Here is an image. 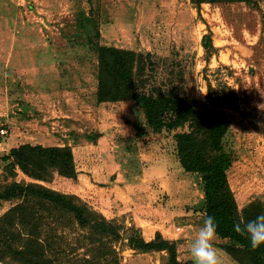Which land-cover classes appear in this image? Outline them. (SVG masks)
<instances>
[{
    "label": "rangeland",
    "instance_id": "rangeland-1",
    "mask_svg": "<svg viewBox=\"0 0 264 264\" xmlns=\"http://www.w3.org/2000/svg\"><path fill=\"white\" fill-rule=\"evenodd\" d=\"M256 1L0 0V181L34 180L19 166L6 176L12 148L70 145L76 175L36 181L123 224L111 264H165V251L129 246L135 230L146 240L176 234L179 259H192L185 234L202 224L206 195L201 174L178 155L177 134L189 123L153 126L135 99L99 100L98 45L150 53L145 91L175 84L200 114L226 120L222 149L242 208L264 200V0ZM16 200L1 199L0 216ZM87 242L77 227L60 228V262L89 264ZM234 260L223 262L241 264Z\"/></svg>",
    "mask_w": 264,
    "mask_h": 264
},
{
    "label": "trees",
    "instance_id": "trees-1",
    "mask_svg": "<svg viewBox=\"0 0 264 264\" xmlns=\"http://www.w3.org/2000/svg\"><path fill=\"white\" fill-rule=\"evenodd\" d=\"M240 2L256 5V0H192L202 2ZM205 46L212 43L210 34L204 35ZM150 53L138 52L115 45H98V99L118 101L135 99L143 103L153 126L176 128L189 123L190 130L177 134V150L181 164L187 171L199 172L206 195V215L215 217L218 235L230 238L222 248L241 264H264V246L252 250L248 241L233 230L236 220L253 219L264 211V200L256 198L242 208L229 180L232 159L223 151V137L228 124L222 117L200 114L192 102L181 96L176 85L156 84L145 91L146 69ZM6 165V176H16L17 166L31 181H0V200L17 199L0 216V259L9 264H62L56 247L59 229L77 227L88 240L84 260L89 264H111L118 255L116 240L123 224L110 219L78 195L65 193L36 180H47L54 171L75 176L74 152L70 145L45 146L21 144L12 148ZM129 246L143 252L165 251V264H193L192 259L180 260L178 240L161 232L146 240L137 231L128 236ZM61 251V250H60ZM69 264H72L70 262Z\"/></svg>",
    "mask_w": 264,
    "mask_h": 264
},
{
    "label": "clouds",
    "instance_id": "clouds-1",
    "mask_svg": "<svg viewBox=\"0 0 264 264\" xmlns=\"http://www.w3.org/2000/svg\"><path fill=\"white\" fill-rule=\"evenodd\" d=\"M202 221L189 241L193 264H224L215 247L218 238V224L215 217L206 215ZM233 230L248 241L252 250L260 249L264 246V211L253 219L234 221Z\"/></svg>",
    "mask_w": 264,
    "mask_h": 264
},
{
    "label": "crops",
    "instance_id": "crops-1",
    "mask_svg": "<svg viewBox=\"0 0 264 264\" xmlns=\"http://www.w3.org/2000/svg\"><path fill=\"white\" fill-rule=\"evenodd\" d=\"M188 221V220H187ZM190 221H191V218H190ZM190 225H192V227L189 229V232H187V234H185V236H188V242L190 241V238L195 234V232H196V230L199 228V224H198V226H196L194 223H191ZM161 231V230H160ZM163 231V230H162ZM161 231V232H162ZM164 233V232H163ZM174 233H177V231L175 230L174 231ZM154 234H156V232H153V235ZM163 235H166V234H163ZM174 235V238L175 239H179V237H177L176 236V234H173ZM155 236V235H154ZM181 237H183V236H181ZM218 237H220L221 238V240H222V243H226V244H229V243H231L232 241L230 240V238H227V237H221V236H219L218 235ZM150 238H153V236H151ZM182 240L184 239V238H181ZM185 240V239H184ZM220 240V241H221ZM188 244H190V242L188 243ZM219 251V254H220V256L222 257V259L223 260H226V261H229L230 259H233L232 258V256L229 254V253H227L225 250H223V249H219L218 250ZM192 258V257H191ZM235 261V260H234Z\"/></svg>",
    "mask_w": 264,
    "mask_h": 264
},
{
    "label": "built area",
    "instance_id": "built-area-1",
    "mask_svg": "<svg viewBox=\"0 0 264 264\" xmlns=\"http://www.w3.org/2000/svg\"><path fill=\"white\" fill-rule=\"evenodd\" d=\"M1 134H4V133H6V129L3 127V128H1ZM180 229V228H179Z\"/></svg>",
    "mask_w": 264,
    "mask_h": 264
}]
</instances>
